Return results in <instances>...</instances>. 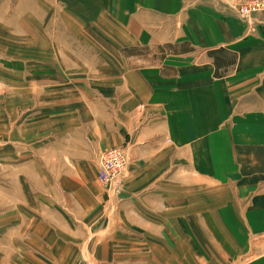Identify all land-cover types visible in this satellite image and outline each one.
<instances>
[{
  "label": "crops",
  "instance_id": "0c3cea01",
  "mask_svg": "<svg viewBox=\"0 0 264 264\" xmlns=\"http://www.w3.org/2000/svg\"><path fill=\"white\" fill-rule=\"evenodd\" d=\"M241 1L0 0V264H264V13ZM40 41L51 64L16 58Z\"/></svg>",
  "mask_w": 264,
  "mask_h": 264
},
{
  "label": "rangeland",
  "instance_id": "374dc122",
  "mask_svg": "<svg viewBox=\"0 0 264 264\" xmlns=\"http://www.w3.org/2000/svg\"><path fill=\"white\" fill-rule=\"evenodd\" d=\"M253 4H256L260 7H264V0H244V1H241L239 2L235 8H234V11H235V14L237 16V18L242 21V22H249L251 20V18L256 15V14H259V13H264V9H258L254 12H248V14H245V13H241V11H245V9H248L249 7H252ZM242 9V10H241ZM9 7H6V6H1L0 7V16L1 18L5 17V14H9L7 12H9ZM27 10L29 11V13H31L32 11L35 10V7H28ZM41 10H44V11H47V17L49 18L51 16V12L48 13V9L47 8H43ZM17 26V25H16ZM60 26V25H58ZM43 28H45V25L42 26ZM65 27V26H64ZM60 30H63V26L59 27ZM39 32V30H37ZM0 32H2L0 30ZM30 32V31H29ZM1 44L2 42H4L3 40H0ZM53 41H47V43H45L44 41H40L39 43H42L40 45H45L43 47H45V49L42 48V46L38 45L37 47L34 46V45H29L28 46V50L27 52L23 50V53H20L18 57L16 58H23V59H26L29 61V63H32V64H35L38 62H46L47 64H51L52 62V59H51V51L50 50H47V49H50L49 47H51V44H52ZM49 46V47H48ZM165 48H171V46H163ZM161 47V48H163ZM40 50H45L46 52L45 53H40ZM133 55H136L139 59H141L140 62H135L133 64V67H138V66H147V64H153L154 62H156V60H158L159 58V55L157 54V50H162L160 49V47H141V48H137V47H131L128 49ZM128 50H125V55L126 53L128 52ZM190 50V49H189ZM110 53V52H109ZM22 54V55H21ZM44 56H42V55ZM144 60V61H142ZM102 152V151H101ZM125 154V153H124ZM126 157V155H125ZM127 160V159H126ZM98 161V159H97ZM125 169V168H124ZM119 179V178H118ZM116 179L109 187H106V190H113L112 189V186L116 185V182L117 180ZM117 188V186H116Z\"/></svg>",
  "mask_w": 264,
  "mask_h": 264
},
{
  "label": "built area",
  "instance_id": "2783aa9c",
  "mask_svg": "<svg viewBox=\"0 0 264 264\" xmlns=\"http://www.w3.org/2000/svg\"><path fill=\"white\" fill-rule=\"evenodd\" d=\"M258 9H264L256 4L241 11L248 14ZM126 157L123 149L119 147L107 148L100 152L98 156V176L97 179L103 187H109L123 172L126 166Z\"/></svg>",
  "mask_w": 264,
  "mask_h": 264
}]
</instances>
